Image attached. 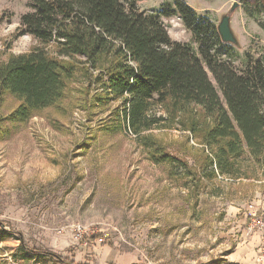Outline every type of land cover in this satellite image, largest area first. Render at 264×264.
<instances>
[{
    "label": "rangeland",
    "instance_id": "1",
    "mask_svg": "<svg viewBox=\"0 0 264 264\" xmlns=\"http://www.w3.org/2000/svg\"><path fill=\"white\" fill-rule=\"evenodd\" d=\"M215 24L230 14L241 67L248 56L264 65V14L248 17L241 0H182ZM29 0H0V59L39 47L16 38ZM173 0H139L157 11ZM173 41L192 36L177 18L162 19ZM81 86L18 124L8 120L19 102L0 97V264L13 263L19 239L74 264H264V170L248 179H206L202 147L188 132L150 133L189 172L150 161L128 133L102 131L101 109L83 111ZM206 154V153H205ZM180 167V165H179ZM172 173V174H171ZM25 264H59L33 257Z\"/></svg>",
    "mask_w": 264,
    "mask_h": 264
},
{
    "label": "trees",
    "instance_id": "2",
    "mask_svg": "<svg viewBox=\"0 0 264 264\" xmlns=\"http://www.w3.org/2000/svg\"><path fill=\"white\" fill-rule=\"evenodd\" d=\"M138 1L29 0L15 37L40 46L0 59V97L19 102L8 120L22 124L57 106L75 82L83 111L105 114L102 131L134 136L156 164L192 174L150 133L177 129L202 147L206 179H248L247 161L264 170L263 63L247 56L237 67L236 43L222 42L208 12L173 0L147 13ZM241 3L253 21L264 14V0ZM169 18L180 20L190 43L170 39L161 22ZM19 241L13 263L39 256L74 264Z\"/></svg>",
    "mask_w": 264,
    "mask_h": 264
},
{
    "label": "water",
    "instance_id": "3",
    "mask_svg": "<svg viewBox=\"0 0 264 264\" xmlns=\"http://www.w3.org/2000/svg\"><path fill=\"white\" fill-rule=\"evenodd\" d=\"M236 5L237 4L235 3L233 7L231 8L230 12L227 15H225L221 19L220 23L217 25L219 36L222 42L224 43H230V44L236 43V39L233 36V33L230 28V14L234 11V9L236 8Z\"/></svg>",
    "mask_w": 264,
    "mask_h": 264
}]
</instances>
